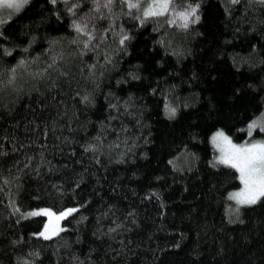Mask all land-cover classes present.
Wrapping results in <instances>:
<instances>
[{
	"label": "trees",
	"instance_id": "trees-1",
	"mask_svg": "<svg viewBox=\"0 0 264 264\" xmlns=\"http://www.w3.org/2000/svg\"><path fill=\"white\" fill-rule=\"evenodd\" d=\"M75 2L0 9V264H264V197L230 214L238 174L209 163L218 128L263 137L264 3L201 0L188 29L117 11L81 54ZM43 208L76 210L46 239Z\"/></svg>",
	"mask_w": 264,
	"mask_h": 264
},
{
	"label": "snow or ice",
	"instance_id": "snow-or-ice-1",
	"mask_svg": "<svg viewBox=\"0 0 264 264\" xmlns=\"http://www.w3.org/2000/svg\"><path fill=\"white\" fill-rule=\"evenodd\" d=\"M28 3L29 0H0V6L6 5L16 11ZM51 3L55 5L57 0H51ZM261 3H264V0H261ZM83 4L89 5L86 10H81L79 14L74 12ZM65 7L67 12L72 14L70 27L77 34V37L73 38V42L82 45L81 54L99 47V42L106 37L111 24L114 23L117 11L125 12L127 10L126 15L141 25L149 18L166 16L168 24L181 29H188L191 24L201 19V0H183L182 5L173 3V0H76L71 6L65 4ZM105 19L108 21V27L100 23ZM0 35H3V32H0ZM127 38H130L129 33L122 32L119 36V43L123 45ZM6 51L8 50L6 49ZM20 63L23 64V60ZM12 72L14 77V69ZM82 99L88 101L89 96L85 95ZM110 107H115V105H110ZM165 110L166 115L169 116H174L176 113V107L171 105L166 104ZM257 126L261 131H264V111H261L258 116L254 115L253 119L248 122V136H252V131ZM211 142L219 154L215 155L214 161H209V163L214 168L220 165L228 166L235 169L238 174L235 178L239 180L240 187L227 193V197L235 202V207L229 205L230 214L236 213L238 217L241 205L256 204L264 197V139L253 138L236 143L223 128H218L212 134ZM86 147L94 150L96 145L88 144ZM13 211L20 213L21 219L33 214L32 211L21 212L18 205L13 206ZM36 211L43 212L50 219L44 223L41 231L34 232L32 235L47 238L55 236L61 230L60 220L75 209L67 208L58 213L53 212L50 208ZM35 254L39 255L38 252Z\"/></svg>",
	"mask_w": 264,
	"mask_h": 264
},
{
	"label": "rangeland",
	"instance_id": "rangeland-1",
	"mask_svg": "<svg viewBox=\"0 0 264 264\" xmlns=\"http://www.w3.org/2000/svg\"><path fill=\"white\" fill-rule=\"evenodd\" d=\"M0 9H3V11H4V13H9V14H13V13H16V10H14V9H12V8H9V7H7L6 5H4V6H0ZM8 9V10H7ZM257 132H261L262 133V135L261 134H259L260 135V137H262V138H259V139H264V131H261V129H260V127L259 126H257L256 128H254L253 129V131H252V136H254ZM251 139H253V138H250L249 140H251ZM255 139H258V138H255ZM237 143V142H236ZM211 145H212V147L214 148V150H215V153H216V155H218L219 153H218V150L217 149H215V146L212 144V142H211ZM232 203H233V206L235 207V202L234 201H232ZM242 206H245V205H241L240 207H242ZM43 209H45V208H43ZM67 209V208H66ZM75 209V208H74ZM65 210V209H64ZM76 210V209H75ZM53 212H55V211H53ZM74 212V211H73ZM73 212H71V213H68L63 219H65L66 217H68L69 215H71ZM37 214H41V215H44L45 217H46V221H45V223L46 222H48V220L50 219L47 215H45L43 212H36ZM58 213V212H57ZM63 219H61L60 220V226H61V230H62V225H61V223H62V221H63ZM60 230V231H61ZM59 231V232H60ZM58 232V233H59ZM57 233V234H58ZM56 234V235H57ZM55 235V236H56ZM41 237H43V236H41ZM52 237H54V236H50V237H43V238H46V239H48V238H52Z\"/></svg>",
	"mask_w": 264,
	"mask_h": 264
}]
</instances>
